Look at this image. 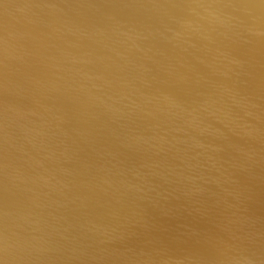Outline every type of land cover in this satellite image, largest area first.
<instances>
[{"label":"bare ground","instance_id":"bare-ground-1","mask_svg":"<svg viewBox=\"0 0 264 264\" xmlns=\"http://www.w3.org/2000/svg\"><path fill=\"white\" fill-rule=\"evenodd\" d=\"M0 264H264V0H0Z\"/></svg>","mask_w":264,"mask_h":264}]
</instances>
